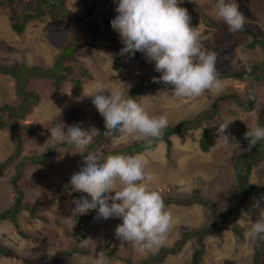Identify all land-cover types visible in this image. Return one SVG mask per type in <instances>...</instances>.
Returning a JSON list of instances; mask_svg holds the SVG:
<instances>
[{"label": "rangeland", "instance_id": "rangeland-1", "mask_svg": "<svg viewBox=\"0 0 264 264\" xmlns=\"http://www.w3.org/2000/svg\"><path fill=\"white\" fill-rule=\"evenodd\" d=\"M1 1L0 65L4 67L18 68L26 63L30 67L51 69L57 64L63 49L69 46V40L79 31V24L82 30H88L91 24H97L100 30H104L108 20L118 15L115 11L117 0H66L64 9L77 17L78 25H71L65 18H53L48 14L51 7L46 9V4L42 8L44 18L29 21L24 33L18 34L12 28V10L21 19L24 11L39 8L37 0H14L13 3ZM195 1L216 24L224 22L217 15L216 0ZM237 3L246 18L245 25L264 32V0H237ZM188 13L191 16L190 25L196 28L200 39L214 37L215 30H212V34L208 33L202 20ZM226 27L229 29L228 25ZM91 39L94 36L89 41ZM119 44V50L109 51L100 49L94 42L78 46L74 57L76 62L64 60L67 66L64 71L66 79L61 88L56 89L55 79L30 78L27 90L39 94V103L22 119H14L9 113L0 112V118L5 123L0 128V164L7 165L0 168V213L12 207L18 196L13 184L17 174L16 164L24 158L45 156L48 149L58 143L51 140L50 128L62 123L65 131L67 126L79 125L85 130L95 127L100 132L105 129V122L92 103L93 95L97 92L107 95L117 88L124 91L125 95H130L134 88H138L140 94L136 96L137 101L151 115L166 114L168 126L175 127L182 122H189L188 126H192L196 117L201 125L197 130H189L175 137L169 155L163 141L158 142L156 148L143 153L145 170L153 177L149 186L159 191L163 200L169 201L166 209L173 217V227L165 242L155 250L138 251L131 242L122 241L115 235V228L122 222L121 219L102 218L97 206L92 219L85 222L86 239L79 245L75 243L73 235L77 233V224L72 209L75 206L73 201L79 197L70 190L62 195L61 189L80 170L83 157L86 156L84 152L88 148L81 151L70 144L69 148L60 146L55 149L54 156L45 164L26 161L18 188L24 193V201L43 220L27 211L18 215L19 230L27 239L18 234L19 231L10 221L0 225V242L13 254V258L1 255L0 264H38L48 261L50 264H97L98 260H102L103 264H140L143 258L163 246L169 251L175 249L177 253V242L183 234L198 230L206 233L202 237L204 264H254L256 245L260 252L259 264H264V239H254L249 235L250 222L246 215L250 214L253 220L258 216L259 210L253 208L255 199L246 201L237 221L242 235L235 234L230 225L224 226L221 232L212 233L208 230L218 218L232 213L238 204L237 173L242 168L239 160L250 149L244 133L248 128L264 124V79L257 88L258 103L252 109L244 105L249 98L250 81L241 83L226 79L221 81L222 86L217 91H206L199 97H177L168 91L147 87L149 80L159 78L162 74L155 70V64L144 63L136 54L120 55L123 45L121 41ZM112 47L115 46L112 44ZM218 59L241 70L264 64L262 50L250 49L244 43L221 49L217 52ZM116 61L119 67H116ZM261 66L259 73L264 72V66ZM76 79L82 81L80 90L74 88L73 81ZM229 92L234 95L230 96ZM224 94L230 99L225 100ZM21 102L16 82L0 73V107L5 104L17 106ZM228 123L227 132L235 140L230 138L229 144H225L223 139H219L217 129ZM11 124L30 127L33 133L23 128H12ZM203 125L209 127L213 137L209 152L200 148ZM13 129L17 138H13ZM137 136L119 132L111 136L104 135L102 143L90 152L102 159L104 154L115 149L138 144L143 139ZM18 146H21L19 151ZM249 182L264 191V159L253 166ZM196 197L209 205L194 201ZM75 247L85 249L87 255L63 256ZM199 247L198 240L189 239L176 256L167 255L162 260L155 257L151 262L191 264L192 256Z\"/></svg>", "mask_w": 264, "mask_h": 264}, {"label": "clouds", "instance_id": "clouds-1", "mask_svg": "<svg viewBox=\"0 0 264 264\" xmlns=\"http://www.w3.org/2000/svg\"><path fill=\"white\" fill-rule=\"evenodd\" d=\"M192 1L203 10L195 0ZM117 3L118 6L115 11L118 15L111 21V27L114 31L119 33L123 45L119 54L134 56L135 53L141 52L145 54L148 59L154 61L155 70L162 74L159 78H152L154 83L163 82L166 85H170L173 92L172 94L177 97H199L206 91L219 90L222 86V80H236L234 78L218 79L219 73L216 69L217 53L204 48L196 28L190 25L191 16L188 11L190 13L192 12L188 8L179 6L182 0H117ZM216 7L218 17L224 21L220 23H225L226 26L228 25L230 31H241L244 26L254 28L248 24L245 25L246 18L239 10L237 0H216ZM192 15L202 20L193 13ZM214 24L216 25L215 22ZM212 30L214 31V29ZM256 48L262 50V55L264 57L263 48L259 45H256L254 49ZM261 65L264 66V64ZM63 66H65V68L67 67L66 64ZM65 68L62 70V77L60 78L62 79V85L66 79L64 75ZM245 71H247V69ZM248 71H250V69H248ZM254 77L259 78L260 82L254 86L251 84L249 98L244 102L247 104L245 105L247 109L254 108L256 103H258L259 95L257 88L263 82L264 72H258ZM12 79L16 82L14 78ZM77 81L80 80L76 79L73 81L74 88L75 82ZM236 81L241 83L250 81V83H252V76L243 81ZM80 82L82 87V81ZM81 87L76 90H80ZM168 92L171 93L170 91ZM252 92L255 93L256 100L253 107H250L247 101L251 98ZM139 94L140 92H136V96ZM93 96L92 103L103 117L106 131L104 132L102 129L99 132L95 127H92L90 130H85L79 125L67 126V131H65V125L57 123L54 127L49 129L51 140L58 143H65V141H67V143L74 145L81 151L86 150L88 145L96 144L93 149H90L95 150L99 143H102L104 135L111 136L112 133L119 132L127 133L128 135L138 134L136 138L143 139L142 141H145L146 144L150 146L155 139L163 135V130L165 128H175L184 123L182 122L175 127L168 126L169 121L166 114H161L159 116L149 114L146 108L137 101L136 96L132 98L129 95H125L124 91L120 88L111 91L107 95L103 94V92H97ZM18 97L20 96L18 95ZM3 106L4 105L1 107ZM194 120L196 122L192 126H188L189 122L188 124L186 122L183 127V133L189 130H197L201 127L200 123L197 122L198 118L196 117ZM197 125L199 126L191 128ZM205 126L203 125V132ZM228 126L229 123L222 124L217 129L219 139H223L225 144H229L230 138L233 141L235 140V137L227 132ZM102 131L104 134L103 137H101ZM182 134L171 137L172 147L170 149L166 141L162 139L163 137L160 138L158 142H164L163 146H166L169 155L174 147V138ZM203 135L204 134H202V136ZM94 137L95 139L92 142ZM97 137H101V139L96 141ZM244 138L250 149L239 160L242 168L237 173V184L239 187L236 189V195L240 188V177H244L245 179L248 168H251L247 178L249 182L253 166L264 159V126L257 125L248 128V131L244 133ZM158 142L153 148L148 150L156 148ZM19 145H21V143ZM20 149L21 146H18V151ZM210 149L206 152H209ZM109 153L110 152L106 154ZM143 153L135 155L109 154L106 157V154H104L101 159L98 155L89 151V153L83 157V165L80 170L75 172L70 180L73 191L86 194V196H80L73 201L75 206L72 209V215H83L91 209H94L95 214V208L98 206V214L102 218L121 219L122 222L115 228V235L122 241L131 242L137 247V250L141 252L145 250H155L161 246L173 227L172 214L166 209L169 201L163 200L161 193L149 186V182L153 180V177L145 170ZM248 159H250L249 163L246 164ZM117 185H119V187H117ZM110 193H114V195H110ZM249 198L256 200L253 204V208L259 210V214L255 220L251 218L250 214H246L250 222L249 235L254 239H264V203L262 204L261 201L254 197H248L244 201V204H246ZM109 201H111V203H109ZM241 211L236 220V225L238 219L241 217ZM92 217L90 219H92ZM81 218L84 220L83 216H81ZM75 219L76 224H78L77 217H75ZM87 220H85V222ZM7 221L10 220L3 222ZM3 222H1L0 225L3 224ZM84 226L86 229V224ZM15 230L17 229L15 228ZM18 234L22 238L27 239V237H23L20 232H18ZM74 241L77 245L83 242H77L75 238ZM0 246L8 251V254L0 253V256L13 258V254L9 252L10 250L1 242ZM73 250L85 249L75 247L66 253ZM174 251L175 249L169 251L167 247L163 246L158 251L143 258L140 264H144V262L147 261L152 264L151 261L155 257L158 260H162L167 255L176 256L178 253H174ZM64 254L63 256H65ZM75 255L80 256V254ZM204 256L205 254L203 255V264ZM97 264H103V261L98 260Z\"/></svg>", "mask_w": 264, "mask_h": 264}, {"label": "trees", "instance_id": "trees-1", "mask_svg": "<svg viewBox=\"0 0 264 264\" xmlns=\"http://www.w3.org/2000/svg\"><path fill=\"white\" fill-rule=\"evenodd\" d=\"M8 1L10 3L14 2V0H8ZM37 3H38L37 6H39V8H36L33 11H30V10L24 11L21 19L18 18L14 14V10H12L10 19L12 21V28L16 33L23 34L25 31V27L29 21L40 20L41 18L43 19L45 12L44 10H42V8H43V5H46V4H47L46 9L51 7L48 14L51 15L53 18L58 19V20L65 18L71 22V25L72 24L78 25L77 17L73 16L68 10L64 9L66 0H37ZM2 6H3V2L0 0V7ZM179 6L188 8L195 16L201 18L204 25L207 27L208 33L210 32L212 34V29L215 30L214 37L210 36L207 39H200L205 49L209 51H215L217 53V52H220L221 49L227 47L228 45L244 43L250 49H254L256 45H259L264 50V32L258 31L257 28L255 29L252 27L244 26V28L241 31L232 32L226 27L225 23H220V24L215 25L213 19H211V17L208 14H206L203 10H201L198 7V5L192 0H182V3ZM89 13L90 14L92 13L91 10ZM113 19L114 18L109 19L107 23V28L104 30H100L97 24H91L88 30H82L79 24V27H78L79 31L77 32L75 36H73L69 40L70 41L69 46L63 49L61 56L57 60V64H55V66L51 69L50 68L45 69L40 66L30 67L26 63L22 64L18 68L4 67L0 65V73H2L3 75H9L16 80L17 94L22 98V102L19 103V105L17 106L16 105H4L3 107L0 108V112L4 114L9 113L14 119H20V118H24L26 113L30 112L31 109L39 103L40 101L39 95L36 92L33 94L32 92L27 90V85H28L30 78L37 77V78L55 79L56 88H61L62 79L60 78L62 77V70L65 68V66H63L65 63L64 60L75 62V59H74L75 51L77 50L78 46L83 47V46H86L87 43L94 42L96 45H99L98 47H100V49L105 50V51L107 50L109 51L112 49L119 50L120 49L119 42L121 40H120L119 33L114 31L111 27V21ZM93 36H94V39H91L92 42L89 41V39L92 38ZM112 44L115 47H112ZM135 54L138 57V59H140L144 63L149 64V65L155 64V62L148 59L145 54L141 52H137ZM116 67H119L118 61H116ZM261 67H262L261 64H256L250 67V71L248 70L245 71L246 69L244 70L238 69L234 67L233 65H231L230 63H227V61H221L220 59H218L216 62V69H217V72L219 73L218 75L219 80L226 79V78H234L236 80L243 81L245 79H249L252 76L251 84L253 86L260 82L259 78L254 77V75L258 73V69ZM84 74H85V71L83 72V75ZM148 83L149 84L146 85L147 87H150L152 89L159 90V91L168 90L171 93H173L171 86L166 85L163 82L154 83L153 80H149ZM80 87H81V82L80 81L75 82V89H79ZM136 92L139 93L138 88H134L129 96L132 98H135ZM229 95L233 96L234 93L229 92ZM224 99L228 100L230 98L227 97L226 94H224ZM255 100H256L255 93L252 92L251 98L247 101L248 105L250 107H253V105L255 104ZM244 105H247V104L244 103ZM185 124L186 122L182 123L181 125L175 128H165L163 130V135L160 138L163 137L162 139L166 141L169 149L172 147L171 137L174 135L182 134L184 132L183 127ZM4 125H5L4 120L0 118V128H3ZM198 126L199 125L193 126L191 128H196ZM11 127L20 128V129L23 128V129H26L28 133H33L32 128L24 126V125L11 124ZM103 131L105 132L106 129H104ZM103 131L101 133V137H103L104 135ZM12 134H13V138H17L14 134V129L12 130ZM203 134L204 135L202 136L200 146H201V149L204 152H206L213 145L212 135L207 126H205L204 128ZM101 137H97L96 141H99ZM160 138L155 139L150 146H148L145 141H142L137 145L129 146L123 149L114 150L112 151L114 153L110 152L109 154L135 155L138 153H143L147 151L148 149L153 148ZM60 146L69 148L70 144L67 143V141L65 143H56L54 148L48 149L47 155L42 156V157L32 156L30 158H24L20 163L16 165L17 175L15 176L13 180V184L14 186H16V191L18 193V196L16 198L15 204L12 207L0 213V223L6 220H10L13 223L14 227L20 232L19 230L20 226L18 223V215L21 212L27 211L33 217L43 220V218H40L39 216H37L35 209L24 201V193L19 190L17 183L22 178V175L26 167V163H27L26 161H29L32 164H45L50 158L54 156L55 149H57ZM95 146L96 144L88 145L87 147L88 151H86L85 154H88L90 149H93ZM109 154H106L105 157ZM249 160L250 159L246 161V164L249 163ZM5 167H6V164H0V168L3 169ZM250 169L251 168H248L247 170L248 173L250 172ZM248 173L246 174L245 179L244 177H240V188L237 191V195H236V200L238 201L236 208H234L233 212L228 214L226 217L218 218L217 221H215L214 224L212 225V228H208L209 232H212V233L221 232V229L224 226L231 225L233 228V232L235 234L239 236L242 235V231L236 225V220L238 216L240 215L241 209L244 206V201L248 197H254L257 200L261 201L262 204L264 203V195H263L264 191L260 189L258 186L252 185L247 181ZM67 190L74 192L78 197L86 196V194L84 193L73 191L69 180H67L66 186L63 189H61L62 195H65ZM194 201H200V198L196 197L194 198ZM200 202L209 205L208 202H203V201H200ZM93 214H94V209H91L86 214L76 216L78 220V224H77L78 231L73 236L77 242H82L85 239L86 229H85L84 223H85V220L90 219L93 216ZM81 216L84 217V220L81 218ZM20 234L23 237H26L25 234H23L22 232H20ZM205 234L206 233L203 230L202 231L198 230V231H194L191 233L183 234L181 240L177 242V246H176L177 251L178 252L181 251V248L187 243L189 239H196L200 242V247L193 254L192 264H203V255H204L205 247L202 241V237ZM175 252L176 251H174V253ZM0 253L8 254V251L3 249L0 246ZM75 254L86 255L87 251L86 250H73L69 253H65L64 255L68 257H72ZM259 259H260L259 247L256 245V255H255L254 264H259ZM50 263L51 262L38 263V264H50ZM29 264H33V263L29 262ZM144 264H150V263L149 261H147V262H144Z\"/></svg>", "mask_w": 264, "mask_h": 264}]
</instances>
